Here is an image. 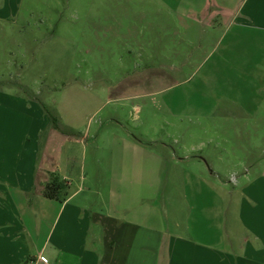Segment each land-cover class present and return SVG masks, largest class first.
Listing matches in <instances>:
<instances>
[{"label":"rangeland","instance_id":"obj_1","mask_svg":"<svg viewBox=\"0 0 264 264\" xmlns=\"http://www.w3.org/2000/svg\"><path fill=\"white\" fill-rule=\"evenodd\" d=\"M255 1L10 0L0 16V84L79 138L64 147L77 170L109 180L115 155L132 163L123 140L166 153L160 197L173 190L168 223L179 232L187 162L176 155L221 140L216 151L206 143L191 153L208 154L221 172L213 181L231 187L235 158L245 166L264 149V28L241 12ZM233 99L259 109L241 111Z\"/></svg>","mask_w":264,"mask_h":264},{"label":"crops","instance_id":"obj_2","mask_svg":"<svg viewBox=\"0 0 264 264\" xmlns=\"http://www.w3.org/2000/svg\"><path fill=\"white\" fill-rule=\"evenodd\" d=\"M8 3L3 0L1 17L9 14ZM241 12L264 28V0ZM232 102L244 112L259 109ZM68 132L48 122L28 96L0 84V264H34L42 253L50 264H264V149L245 166L234 157L231 187L213 181L221 172L208 154L191 153L206 143L216 151L221 140L210 138L176 155L187 162L177 232L168 223L173 190L166 187L160 197L166 153L123 140L135 163L127 165L126 152L118 153V170L107 180L100 170L96 176L86 166L77 170V159L64 147L79 138ZM97 162L102 167L98 156ZM53 175L68 185L62 200L45 194ZM190 206L197 210L192 224Z\"/></svg>","mask_w":264,"mask_h":264},{"label":"trees","instance_id":"obj_3","mask_svg":"<svg viewBox=\"0 0 264 264\" xmlns=\"http://www.w3.org/2000/svg\"><path fill=\"white\" fill-rule=\"evenodd\" d=\"M52 124L56 128L61 129L64 132H68L59 126L58 120L55 116L52 117ZM67 188H68L67 183H65L63 180H60L58 175H53L51 181L48 182L46 185L45 194L50 198H56L62 200L65 198V196L68 193Z\"/></svg>","mask_w":264,"mask_h":264},{"label":"built area","instance_id":"obj_4","mask_svg":"<svg viewBox=\"0 0 264 264\" xmlns=\"http://www.w3.org/2000/svg\"><path fill=\"white\" fill-rule=\"evenodd\" d=\"M34 264H50L49 258L46 254H40L36 260H33Z\"/></svg>","mask_w":264,"mask_h":264}]
</instances>
